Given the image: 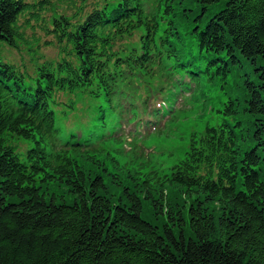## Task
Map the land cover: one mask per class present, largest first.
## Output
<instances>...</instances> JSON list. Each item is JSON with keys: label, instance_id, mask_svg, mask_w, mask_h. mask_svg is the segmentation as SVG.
<instances>
[{"label": "trees", "instance_id": "trees-1", "mask_svg": "<svg viewBox=\"0 0 264 264\" xmlns=\"http://www.w3.org/2000/svg\"><path fill=\"white\" fill-rule=\"evenodd\" d=\"M73 1L0 0V264H264V0ZM36 28L59 54H33L30 73L2 52L35 51ZM206 82L220 123L182 160L164 174L122 162L123 122L160 131ZM61 94L88 95L94 119L63 127ZM111 117L117 136L79 133Z\"/></svg>", "mask_w": 264, "mask_h": 264}, {"label": "rangeland", "instance_id": "rangeland-1", "mask_svg": "<svg viewBox=\"0 0 264 264\" xmlns=\"http://www.w3.org/2000/svg\"><path fill=\"white\" fill-rule=\"evenodd\" d=\"M152 8L157 6V2L154 0H149ZM58 2V1H56ZM97 0H74L69 2L71 6L74 4L79 7L83 4H88L92 6ZM60 2H58L59 4ZM74 3V4H73ZM186 6L188 8L197 9L199 3L196 0H187ZM61 7H63L61 5ZM73 9V8H72ZM219 11V7L211 6L207 18L213 16ZM52 10L47 14V19H49ZM37 29V28H36ZM37 34L35 35V30H28V38L39 39V44L36 43V49L33 52H28L27 49L22 48L21 51L13 50L8 47L4 48L2 55L4 58L9 60H14L18 64H25L30 73H35L33 68L34 61L33 54H37L34 58L43 60L45 58L56 59L58 58L59 48L52 36L47 35L45 32L37 29ZM36 36V37H35ZM246 71L250 72L248 68ZM235 77L230 78V85L234 82ZM206 98L208 100L205 102L206 98L199 97L198 100L184 98L178 101L176 104L175 117L172 121L167 123L160 131H149L147 127L141 128L142 134L135 135L131 134L130 130L133 128L131 125H127L125 122L122 123L121 131L124 138H128L127 142L120 146L121 154L117 156L124 163L145 164L147 170H156L160 173H166L169 168L173 167L174 164L178 163L185 157V154L189 148V143L192 135L198 132H204L206 130L208 122L212 125H217L220 123V119L216 116L210 114H215V109L221 107L222 101L225 100L223 92L215 83L206 82L205 87ZM151 90H148V94ZM145 94V95H146ZM61 103L58 105V118L62 126L67 129L81 127L83 123H86L88 119H94L95 114V101L92 100L86 94H61L59 97ZM73 101V109L68 108L64 104L66 102ZM159 103H156L158 106ZM111 117L108 120V126L104 133L99 131H93L91 127H82L79 129V133L88 135L89 133L96 132L98 137L115 134L116 120ZM115 130V131H114ZM133 131V130H132ZM144 132H148L146 135ZM92 135V134H91ZM96 136V135H94ZM92 135V137H94ZM13 145H16L18 151L21 153L22 160H25L28 150L31 148L32 144L24 140H14ZM117 146L110 144L109 149H115ZM144 218L152 221L160 226L164 224L166 220L165 215H154L150 210H145ZM190 233H188L189 235ZM191 236V235H190Z\"/></svg>", "mask_w": 264, "mask_h": 264}]
</instances>
